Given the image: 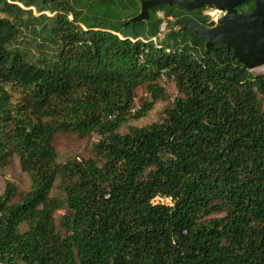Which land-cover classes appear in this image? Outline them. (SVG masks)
Segmentation results:
<instances>
[{"label": "trees", "instance_id": "trees-1", "mask_svg": "<svg viewBox=\"0 0 264 264\" xmlns=\"http://www.w3.org/2000/svg\"><path fill=\"white\" fill-rule=\"evenodd\" d=\"M11 1L0 0V166L16 155L31 183L5 181L0 263L264 264V74L184 28L213 25L202 8L159 4L122 27L103 16L115 0H57L49 31L34 34L58 50L37 59L15 44L23 15L35 18ZM162 77L177 91L162 118L121 133L167 98ZM140 85L149 100L132 112ZM57 133H96L92 156L57 162Z\"/></svg>", "mask_w": 264, "mask_h": 264}, {"label": "rangeland", "instance_id": "rangeland-1", "mask_svg": "<svg viewBox=\"0 0 264 264\" xmlns=\"http://www.w3.org/2000/svg\"><path fill=\"white\" fill-rule=\"evenodd\" d=\"M11 2L16 3L24 10L29 9L32 13V17L35 18H30L26 13L23 15L22 18L26 19L29 24L27 27L24 25L22 28V37H25V39L23 40L20 37L19 40L15 43L16 46L18 45V47L20 48L30 49L35 54V57L37 59H42L44 54L49 52H51V54L56 53L58 48L55 45L43 41V39L41 38L42 35L40 37L38 36V34L34 33H46L44 31H49L51 27V17H53L57 13V10H54L58 3L57 0H35L34 5L30 6H25L22 2L15 0ZM137 2L138 3L136 9L135 7L129 9L125 8L123 12V7L118 4L117 0H115L114 4L112 5L111 15L105 14L103 10V16L106 15L104 19L110 21L114 25H120L122 27L127 26L128 24L132 23L131 20L137 17L142 11V0H138ZM201 8L202 13L209 18V21L213 22V25L210 26V28L220 26L228 15L227 10L221 9L217 5H204ZM121 11L122 16H119L118 18V15ZM87 13L88 12L83 9L82 18L84 16L85 18L90 19L91 16ZM0 16H3V14L0 13ZM69 19H72V15H69ZM166 30L167 28L165 26V22L162 21L160 25V32H164ZM32 39H38L39 41L44 42V44H40L41 47L36 50V48L34 47V43H25L26 41H31ZM249 69L253 74H264V62ZM160 83L167 93V98L165 100H157L156 102H154L152 107L143 116L137 118H129L126 123L121 125L119 130L121 133L127 132L128 126L130 125L144 127L162 118L164 109L172 104L173 98L177 95V91L171 78L162 77L160 79ZM148 100L149 94L146 91L145 86L140 85L136 87L134 91L133 108L131 111L133 112L134 109L139 108L144 102ZM97 139L98 136L96 135V133H93L90 138H78L77 136L68 133H57L53 139V146L55 147L57 153V162L64 163L72 159L91 157V144ZM6 180L12 181L20 191H27L30 188V177L25 171L20 168L19 159L16 155L11 156L4 165L0 166V194L4 189ZM58 185L59 182L57 181L55 187L51 191V194L53 196L63 197L64 194L58 188ZM154 201L169 203L170 199L156 197L154 198ZM61 214V211L56 212L57 221L59 220ZM210 216L216 217L219 215L216 213H212Z\"/></svg>", "mask_w": 264, "mask_h": 264}, {"label": "water", "instance_id": "water-1", "mask_svg": "<svg viewBox=\"0 0 264 264\" xmlns=\"http://www.w3.org/2000/svg\"><path fill=\"white\" fill-rule=\"evenodd\" d=\"M246 0H142L141 13L132 23L149 18V8L159 4H177L187 10L199 9L204 5H217L228 11L226 19L218 27H207L194 21H187L184 28H190L196 35L206 39L205 48L216 43L233 50V56L246 68L264 62V0H253L254 7L239 12L237 5ZM250 70V69H249Z\"/></svg>", "mask_w": 264, "mask_h": 264}, {"label": "built area", "instance_id": "built-area-1", "mask_svg": "<svg viewBox=\"0 0 264 264\" xmlns=\"http://www.w3.org/2000/svg\"><path fill=\"white\" fill-rule=\"evenodd\" d=\"M157 15H158L160 18H162V19L164 18L162 12H157ZM165 26H166V23H165ZM165 32H166V31H164V32H160V30H159V32H158V33H159L158 36H159L160 39L164 36Z\"/></svg>", "mask_w": 264, "mask_h": 264}]
</instances>
